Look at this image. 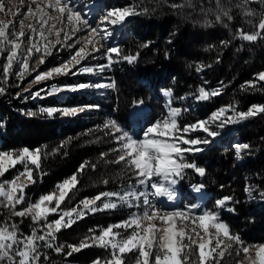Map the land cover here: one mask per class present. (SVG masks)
<instances>
[{"label":"snow or ice","instance_id":"obj_1","mask_svg":"<svg viewBox=\"0 0 264 264\" xmlns=\"http://www.w3.org/2000/svg\"><path fill=\"white\" fill-rule=\"evenodd\" d=\"M255 4L264 6V0H240L236 5L242 9L243 16L257 19L255 23L249 20L253 31L237 28L231 39L249 43L264 39V11L258 13L252 7ZM20 5L26 6L27 11L20 8L15 11L7 9L4 0H0V13H11V18L0 20V96L7 95V90L13 86L20 88L24 79L32 75L34 69L30 62L44 65L46 59L61 48L69 52L68 59L46 71H37L15 98L43 100L66 92L114 87V83H76L64 86L52 83L47 89L32 91L33 85L54 77L103 72L115 63L133 64L139 59V52L124 54L118 47L104 48L103 41L110 38L109 26L122 27L129 18L148 14V7L132 4L109 8L93 27L80 11L69 6V0H27V4L25 0H20ZM215 5L214 20H205L204 26L211 28L219 24L228 29L233 15L221 0H215ZM168 6L176 10L190 7L191 4L190 0H184V3L173 2ZM26 20L28 24H25ZM229 43V40L220 41L221 46L225 47ZM148 46V43L143 45L145 48ZM96 53H100L106 63L95 66L86 63L89 58L95 59ZM165 55L167 57V53ZM37 56L38 59L34 60ZM202 70V66L196 67L197 72ZM13 76L18 81L15 84L10 81ZM241 90L264 92V71H259L241 85ZM25 92L27 96L23 95ZM163 95L172 97V90H164ZM219 95V88L208 91L200 86L195 99L203 102ZM134 103L142 104L143 101ZM86 110L85 107H41L39 113L46 114L48 118H54L57 114L61 117H75ZM181 114V108L169 103L166 114L143 130L142 139L134 138L123 130L116 120L106 121L101 130L107 129L105 136L118 147L114 146L109 152L101 153L100 159L104 160L110 153H115V158L106 160V163L122 165L121 172L128 177V183L119 191H102L94 197H85L71 208H62L61 205L75 199L74 190H78L79 174L89 167L88 161L81 163L71 177L58 183L54 191L42 194L35 202H31L28 201L26 188L37 183V175L42 177L46 174L42 171V159L54 153L27 147L16 152H0V178H4L17 165L23 169L17 170L11 180L0 179V208L7 209L9 213V218L0 222V264H41L42 258L44 262L49 260L43 249H50L67 258L90 247H99L108 253L106 258L97 257L92 264H127L129 259H133L134 264H222L226 257L232 258L234 264H244V261L247 264H264V243L246 244L221 219L222 211L235 212L231 205L236 201L232 196L217 199L212 209L204 211H195L187 205L183 209H164L154 199L166 197L168 201H173L174 186L184 180L189 170L200 177L205 176L206 170L188 159V155L203 152L212 143L208 137L219 135L213 125L223 128L228 124L234 125L254 118L264 114V105L253 104L242 111L233 102L211 112L207 119L188 124L180 122ZM27 115L33 116L36 113L29 112ZM200 133L205 135H193ZM66 144L67 141L55 151ZM251 147L246 143L233 145L236 158L242 159V155L249 153ZM91 168L95 170L96 165L92 164ZM102 183L107 185L109 180L104 179ZM199 187L203 188L204 185ZM244 191L252 199L257 198L253 195L257 193L264 200V190L255 185H246ZM25 202L27 206L18 209L17 206ZM122 206L134 209L126 219L104 228L88 229L89 234L78 244L58 243V233L87 215ZM50 216L58 218L50 220ZM13 217H30L34 225L31 233H21L19 225L12 222ZM241 255L244 261L239 259Z\"/></svg>","mask_w":264,"mask_h":264},{"label":"trees","instance_id":"obj_2","mask_svg":"<svg viewBox=\"0 0 264 264\" xmlns=\"http://www.w3.org/2000/svg\"><path fill=\"white\" fill-rule=\"evenodd\" d=\"M115 2L122 7L141 4L150 11L148 14L129 18L121 29L122 37L114 46L122 49L124 54L139 52L140 55L133 64L118 62L109 68L107 74L110 79L106 83H114V87L105 88L103 94L97 97L78 93L69 95L64 104L55 99L56 103L47 105L45 100L35 102L15 98L29 84L30 80H27L23 81L24 85L21 84L20 89L13 86L8 89L7 95L0 96V152H16L27 147L54 153L42 159V171L46 174L42 177L37 175V183L26 188L28 201L35 202L42 194L54 191L55 186L76 173L84 161L89 162V167L79 174L78 190H74L75 199L66 201L64 206L75 205L85 197H93L102 191H114L126 184L128 177L122 175V165L106 163V160L115 158V153H110L104 160L100 159L101 153L109 152L114 146L118 147L105 136L108 130L101 129L108 120H116L123 130L129 129L133 124L131 111L137 105L135 101H143L142 104L150 107V123L165 115L161 92L167 89L172 90L175 99L185 96L195 102L200 86L208 91L219 88L221 95L214 97V102L212 98L205 102L198 101L204 106L206 113L233 102L242 111L253 104L264 105V92L241 90V85L251 80L259 71H264V39L252 43L231 39L237 28L253 31L249 20L255 23L257 19L242 15V9L236 7L240 0H221L234 17L228 29L219 24L211 28L204 26L205 20L215 18V0H190V7L176 10L168 5L173 2L184 3V0ZM252 7L258 13L264 11V6L259 4ZM208 9L212 11L209 12ZM221 40H229L230 43L226 47L221 46ZM145 43L149 44L147 48L143 47ZM102 63H106V60ZM197 66H202L203 70L197 72ZM81 81L90 82L87 77H83ZM61 82L69 83L68 80ZM23 95L27 96L28 93ZM56 104L93 106L96 109L93 117L88 120L65 121L58 114L54 118H48L46 114L39 113L41 107ZM29 112L36 115L29 116ZM179 120L182 124L196 121L187 111L182 112ZM236 129L242 141L252 146L249 153L242 155V161L236 159L232 150L219 147L205 149L199 155H188V159L204 168L206 174L204 178H200L189 170L179 186L184 192L188 186L202 182L208 193L206 210L212 209L217 199L232 196L236 201L231 205L235 212L222 211L221 219L246 244H262L264 200L257 193L253 194L257 196L256 199L250 198L244 189L246 185L252 184L264 190V114L250 118ZM65 141L67 144L55 151ZM92 164L96 165L95 170L91 168ZM104 179L109 180L107 185L102 183ZM26 204L27 202L24 205ZM17 207L19 209L23 206ZM8 218V210L0 208V222ZM121 218L124 217H86L58 233V243L78 244L87 235L88 229L107 227ZM12 222L17 223L19 231L25 235L30 234L34 227L30 217H13ZM43 251L47 253L49 260L44 262L42 258L41 264H92L94 259L102 255L98 247L86 248L67 258L50 249ZM222 264H234V260L226 257Z\"/></svg>","mask_w":264,"mask_h":264},{"label":"rangeland","instance_id":"obj_3","mask_svg":"<svg viewBox=\"0 0 264 264\" xmlns=\"http://www.w3.org/2000/svg\"><path fill=\"white\" fill-rule=\"evenodd\" d=\"M99 2V3H102L103 5V9L102 11H98L96 14L94 13H89L88 12V9H85L83 6H82V1L81 0H69V6L70 7H73L74 10H78L80 11L83 16L89 21V23L95 27V23L99 20L100 16L103 15L109 8H113V7H122L121 5H119L118 3L115 2V0H92V2ZM4 3H5V7L7 9H11L13 11H15L17 8H20L22 11H27V8L26 6L25 7H21L20 6V0H4ZM116 3V4H115ZM25 4H27V0H25ZM8 18H11L9 17V13L7 14H3V13H0V20H3V19H8ZM29 21H25V24H28ZM110 30H111V35H110V38L106 39L105 41H103V45H104V48H107L112 46V47H115L114 45H116L115 43H117L120 39V35H118V31L120 28H123L122 27H115V28H112V26H109ZM120 33V32H119ZM79 35H84V33H80ZM190 40V39H189ZM59 48V46H57ZM79 47V45H78ZM68 56H69V52L66 50V49H63L61 48L58 52H56L53 56H50L46 59V63L44 65H39V64H35V63H31V67L32 69H34L32 71V75L31 76H27L24 81H27V80H32L34 78V76L37 74V71L39 72H43V71H46L54 66H57L59 65L62 61L68 59ZM35 59H38V56L37 57H34V60ZM104 60V57L100 54V53H96V58L95 59H91L89 58L88 61H86V63L92 65V66H95L97 64H100L102 63V61ZM109 70L106 69L105 71L103 72H95L93 74H84V75H80V76H67V77H64V76H60V77H54L52 80H46L40 84H36V85H33L32 86V91H36L38 90L39 88H48L50 87V85L52 83H56L58 85H61V86H64V85H74L76 83H83L81 81V79L84 77V78H88L90 77L91 75H97V77L100 79V83H104L106 82L107 80L110 79L109 75L107 74V71ZM200 77H202L200 75ZM15 79V80H14ZM73 79V80H72ZM61 80H65V81H69V83H66V82H61ZM10 81L14 84L17 83V79L15 76L11 77L10 78ZM71 81H74V82H71ZM72 83V84H71ZM86 83H94V82H86ZM98 83V82H97ZM206 84V83H205ZM22 85H24L22 83ZM15 87V86H14ZM12 88V87H11ZM16 88V87H15ZM16 89H20V88H16ZM36 89V90H35ZM90 90H92V94L89 92ZM8 91V90H7ZM104 91H105V88H104ZM27 92L23 93V94H26ZM78 93H82V95H89V97H97V96H100L103 94L102 92V89H96V88H89L87 90H82V91H79V92H76V93H62V94H59V95H56V96H52V97H46L45 101L48 102L47 105H50L51 103H56L55 99H57L58 101H62L63 98H67L68 96H65V95H74V94H78ZM161 95L164 99V96H163V92H161ZM40 99H36L34 100L35 102H38ZM165 101V99H164ZM195 102L199 103L198 100H196ZM205 102V101H204ZM46 107H59V108H71V107H85L87 110L83 113H79L77 116L75 117H61L59 114L58 116H60V119L62 120H68V119H74V120H78V119H85V120H88V119H91V117H93V113H94V108L93 106L89 107V106H61L59 104H56L54 106H46ZM223 107V106H221ZM220 108V107H219ZM218 109V108H217ZM216 109V110H217ZM215 110V111H216ZM249 120V119H248ZM247 121V120H246ZM246 121H243V122H240V123H237V124H228V125H225L223 128H219V127H216L215 125H213L212 127L214 128L215 131H219L220 129H224V128H230L231 131L235 130L236 127H238V125L242 124V123H245ZM209 138V137H208ZM219 138H220V144L221 145H225L226 147L227 146H231L233 147V145L237 144V143H242V141L240 139H238L237 137H228L226 136L225 134V130H222L220 131L219 133ZM191 155V154H190ZM17 170H23L22 169V166L21 165H17L15 169H11L9 173H6L5 174V177L4 178H0V179H8V180H11L13 178V175L17 172ZM10 177V178H9ZM23 180V178H21ZM128 183V182H127ZM126 184L124 185H120L118 188H116V190L114 191H119L122 187H125ZM94 197V196H93ZM156 199L157 203L160 205L161 208H164V209H168V208H165V206L161 205L160 201H159V198H154ZM187 200H184V202H186ZM100 203V202H98ZM175 203H177V208L180 209V204L176 201V198L174 197L173 201H172V204L174 205ZM76 205V204H75ZM75 205H72V206H64L63 204L61 205L62 208H71ZM20 206H23V207H26V205L22 204ZM134 210V209H133ZM133 210H129L126 206H122V207H118L117 209L115 210H105L103 212H98V213H95V214H90V215H87L86 217H89V218H93V217H98V216H102V217H105V218H111V217H120V216H123L124 218H121L120 221L126 219L130 213V211H133ZM170 210V209H169ZM199 211H202V210H199ZM55 218H58L56 216H50V220L52 219H55ZM96 220H99V219H96ZM80 221V220H79ZM119 222V221H117ZM117 222H111L110 224H115ZM100 227V226H99ZM105 226H102V228H104ZM94 229H96L95 227H93ZM119 231H122V230H119ZM87 235L89 233H86ZM98 234V232H97ZM127 233H125L126 235ZM251 244H261V243H251ZM99 248V247H98ZM101 249V258H106L108 253L102 249ZM131 255V254H130ZM239 259L241 261H244V257L243 255H241L239 257ZM127 264H134V260L133 259H129ZM244 264H247L246 261H244Z\"/></svg>","mask_w":264,"mask_h":264},{"label":"crops","instance_id":"obj_4","mask_svg":"<svg viewBox=\"0 0 264 264\" xmlns=\"http://www.w3.org/2000/svg\"><path fill=\"white\" fill-rule=\"evenodd\" d=\"M164 96V95H163ZM165 109L167 111L169 103L171 104V106L176 107L174 105V101H173V95L172 97H165ZM150 109H148V107L144 106V105H137L134 107L133 111H132V116L135 119H138V122L143 123L147 121V116L149 113ZM134 138H141L140 136L134 134L133 136ZM142 139V138H141ZM205 192V188H200L199 185L196 186H191L188 191L185 193V195L188 196H194L196 198L195 202L193 205L188 206L190 208H194L195 211H199L202 210L204 211L203 208V194ZM174 197L180 195L179 190H178V184L176 186H174V192H173ZM160 200L163 201L165 204H168L171 201H168L166 197H160Z\"/></svg>","mask_w":264,"mask_h":264},{"label":"bare ground","instance_id":"obj_5","mask_svg":"<svg viewBox=\"0 0 264 264\" xmlns=\"http://www.w3.org/2000/svg\"><path fill=\"white\" fill-rule=\"evenodd\" d=\"M21 6V5H20ZM9 17H11V13H9Z\"/></svg>","mask_w":264,"mask_h":264}]
</instances>
